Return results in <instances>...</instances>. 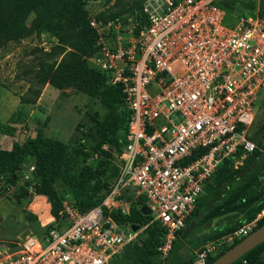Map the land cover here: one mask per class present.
<instances>
[{
	"label": "built area",
	"instance_id": "2783aa9c",
	"mask_svg": "<svg viewBox=\"0 0 264 264\" xmlns=\"http://www.w3.org/2000/svg\"><path fill=\"white\" fill-rule=\"evenodd\" d=\"M214 1L147 0L142 14L103 25L114 36H97L87 63L121 88L129 112L126 144L114 155L117 177L87 211L66 195L64 224L43 239L1 246L0 264H114L142 245L152 223L163 230L157 251L165 257L219 166L258 150L249 129L264 103V18L228 25ZM138 198L151 220L133 232L111 214L128 215ZM259 218L223 240L244 238ZM205 260L203 253L195 264Z\"/></svg>",
	"mask_w": 264,
	"mask_h": 264
},
{
	"label": "trees",
	"instance_id": "16d2710c",
	"mask_svg": "<svg viewBox=\"0 0 264 264\" xmlns=\"http://www.w3.org/2000/svg\"><path fill=\"white\" fill-rule=\"evenodd\" d=\"M222 1L224 0H215L214 4L225 12L226 24L233 25L228 21L229 14ZM226 2L228 1L225 0V4ZM262 4L264 5V1ZM85 6L86 0H0V49L8 42L31 36L44 33L56 36L69 51L56 66L41 64L36 73L38 81L48 83L57 90L74 88L98 100L107 110L103 120L96 124L97 138L92 149L85 145L83 135L71 148L59 140L47 137L44 132L45 123L37 129L34 136L26 138L24 142H14L10 150L0 149V186H15L18 171L27 161H31L33 171L30 178L18 187L13 197L18 204L27 200L31 192L47 198L50 214L54 219L64 218L62 198L66 195L81 212L100 203L102 195L118 174L114 155L119 154L126 144L129 112L125 108L121 88L108 84L106 73L87 64V58L96 51L97 34ZM141 8L142 4L137 3L130 10L140 11ZM31 14L33 17L27 23ZM258 15L264 18L262 9L258 11ZM118 16L120 14L112 19ZM64 51L66 50L63 49ZM26 105L28 104L21 99L14 123L22 124L27 121ZM16 131L15 127L0 122V133L13 137ZM250 139L252 140L251 136ZM255 145L258 150L247 155L241 166L229 159L219 166L206 185L205 193L198 200L187 225L178 232V237L193 251L251 223L264 211V143ZM59 187L67 189V192L62 195L64 191L60 192ZM142 204L144 200L138 198L130 206L128 215H111L121 225L149 224L151 218L142 215L139 210ZM214 220L223 222L211 230H204V225ZM263 224L264 217L257 221L253 230ZM52 228L49 227L46 232ZM142 236V245L127 248L121 257L114 260V264H126L122 257L129 252L136 253V264H155L151 258L156 255L157 247L162 243L163 230L152 223ZM240 240L226 247L217 256L207 257L205 264H211ZM176 241L177 239L173 244ZM263 251L264 243L232 264H264L260 261ZM192 256L193 253L190 252L186 257L189 260ZM178 258L176 264L187 261L181 255Z\"/></svg>",
	"mask_w": 264,
	"mask_h": 264
},
{
	"label": "rangeland",
	"instance_id": "374dc122",
	"mask_svg": "<svg viewBox=\"0 0 264 264\" xmlns=\"http://www.w3.org/2000/svg\"><path fill=\"white\" fill-rule=\"evenodd\" d=\"M146 1L86 0L85 8L91 23L95 26L100 24L99 28H95L97 36L112 39L114 33L107 35L103 30V25L112 20L116 14H120L118 17L127 13L142 14ZM226 1H228L226 4L225 0L222 1V4L226 5L225 10L229 14L227 16L228 21L233 25L240 18L254 15L261 9L264 15V5L262 4L264 0ZM137 3L142 4L141 10L131 11L130 8ZM32 17L31 14L27 18V23H30ZM103 31L105 35L102 34ZM63 49L66 51L63 52ZM68 51V47L64 46L56 36L49 33L8 42L0 49V122L5 125L9 124L17 130L13 137L0 133V149L10 150L14 142H24L26 138L34 136L37 129L42 127L44 123L45 135L63 142L69 148L77 143L82 135L84 143L89 149L95 145L96 124L103 120L107 110L100 105L98 100L92 99L74 88L57 90L48 83L39 82L36 78V73L41 64L56 66ZM21 99L28 104L26 105L27 121L17 124L13 121H15V114ZM249 135L255 144L262 145L264 143V103L249 129ZM244 159L237 166H241ZM31 166L33 163L27 161L18 171V180L15 186L7 188L0 186V247L21 242L28 236L43 239L48 233L46 231L49 227L64 224L62 218L54 219L51 216L50 206L45 197L36 196L31 192L29 198L22 204L15 201L13 196L18 187L23 185L27 177H30ZM3 179L6 180V178ZM59 191H64L61 193L64 195L67 189L59 187ZM262 217H264V212L260 214V218ZM221 222L223 220H214L205 224L203 228L204 230H211ZM223 238L209 242L193 251L177 235V241L165 257L157 251L151 260L155 264H176L178 256L187 258L186 256L191 252L193 253L192 258L189 260L187 258L184 264H195L201 254L205 253L206 259L207 257H215L230 246L226 244ZM135 255V252H129L122 259L127 262L126 264H136ZM260 261L264 263V251L260 256ZM115 264L123 263L116 262Z\"/></svg>",
	"mask_w": 264,
	"mask_h": 264
},
{
	"label": "water",
	"instance_id": "95a60500",
	"mask_svg": "<svg viewBox=\"0 0 264 264\" xmlns=\"http://www.w3.org/2000/svg\"><path fill=\"white\" fill-rule=\"evenodd\" d=\"M140 211L144 216L150 214L149 208L145 205L141 207ZM130 228L133 232L139 230L138 225H131ZM262 243H264V224L255 230H252L248 235L226 250L211 264H232Z\"/></svg>",
	"mask_w": 264,
	"mask_h": 264
},
{
	"label": "crops",
	"instance_id": "0c3cea01",
	"mask_svg": "<svg viewBox=\"0 0 264 264\" xmlns=\"http://www.w3.org/2000/svg\"><path fill=\"white\" fill-rule=\"evenodd\" d=\"M258 13V12H257ZM50 208V207H49Z\"/></svg>",
	"mask_w": 264,
	"mask_h": 264
}]
</instances>
